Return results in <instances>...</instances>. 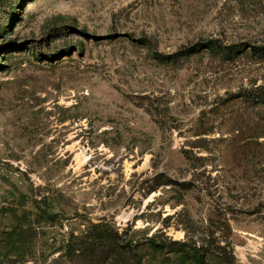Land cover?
<instances>
[{
    "label": "rangeland",
    "instance_id": "374dc122",
    "mask_svg": "<svg viewBox=\"0 0 264 264\" xmlns=\"http://www.w3.org/2000/svg\"><path fill=\"white\" fill-rule=\"evenodd\" d=\"M0 264H264V0H0Z\"/></svg>",
    "mask_w": 264,
    "mask_h": 264
}]
</instances>
